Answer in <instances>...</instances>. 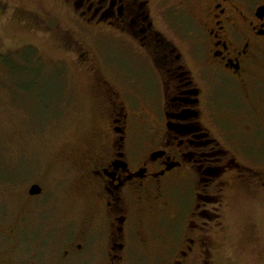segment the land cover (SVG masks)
I'll return each instance as SVG.
<instances>
[{
	"label": "flooded vegetation",
	"instance_id": "1",
	"mask_svg": "<svg viewBox=\"0 0 264 264\" xmlns=\"http://www.w3.org/2000/svg\"><path fill=\"white\" fill-rule=\"evenodd\" d=\"M63 1L120 56L97 61L61 37L98 87L99 127L57 178L65 207L43 259L36 245L19 251L28 225L18 218L0 223V264H127L153 245L173 251L171 264H211L202 220L221 217L235 187L264 190L255 151L264 149V0ZM180 188L191 210L183 198L165 201ZM46 193L29 187L34 213L45 211L34 202Z\"/></svg>",
	"mask_w": 264,
	"mask_h": 264
},
{
	"label": "rangeland",
	"instance_id": "2",
	"mask_svg": "<svg viewBox=\"0 0 264 264\" xmlns=\"http://www.w3.org/2000/svg\"><path fill=\"white\" fill-rule=\"evenodd\" d=\"M79 27L63 0H0V223L13 226L20 218L28 229L19 251L36 245L42 259L41 246L60 232L65 207L61 203L65 187L57 178L61 169L88 152L99 127L98 87L66 52L61 37L69 33L97 61L120 56L118 49L107 48L105 33ZM27 49L37 59L31 56L25 62ZM20 67L25 70L20 72ZM255 151L264 155L263 148ZM256 161L263 164L264 158ZM245 163L253 165L250 160ZM37 183L47 189L45 197L34 202L46 207L43 213H34L28 205L26 193ZM165 197V201L183 198L192 208L191 198L181 188ZM219 213L217 219L202 220L205 236L214 243L211 264H264V190L235 187ZM158 233L168 244L171 236L161 229ZM3 246L0 240V251ZM166 249L153 245L146 251L151 255L129 256L127 264H171L174 254L168 255Z\"/></svg>",
	"mask_w": 264,
	"mask_h": 264
},
{
	"label": "trees",
	"instance_id": "3",
	"mask_svg": "<svg viewBox=\"0 0 264 264\" xmlns=\"http://www.w3.org/2000/svg\"><path fill=\"white\" fill-rule=\"evenodd\" d=\"M31 56L37 59V55H36V53H35V52H32L30 49H27V51L24 52V54H23V57H24L25 62H26V61L28 62L29 57H31ZM24 70H25V69L22 68V67L19 68V71H20V72H21V71H24Z\"/></svg>",
	"mask_w": 264,
	"mask_h": 264
},
{
	"label": "water",
	"instance_id": "4",
	"mask_svg": "<svg viewBox=\"0 0 264 264\" xmlns=\"http://www.w3.org/2000/svg\"><path fill=\"white\" fill-rule=\"evenodd\" d=\"M41 192H42V190L38 185H35L30 189V194L33 196L39 195V194H41Z\"/></svg>",
	"mask_w": 264,
	"mask_h": 264
}]
</instances>
